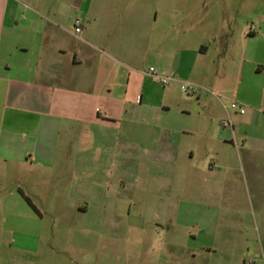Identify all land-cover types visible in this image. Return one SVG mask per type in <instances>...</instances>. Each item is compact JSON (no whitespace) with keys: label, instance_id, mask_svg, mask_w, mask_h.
Returning <instances> with one entry per match:
<instances>
[{"label":"crops","instance_id":"obj_1","mask_svg":"<svg viewBox=\"0 0 264 264\" xmlns=\"http://www.w3.org/2000/svg\"><path fill=\"white\" fill-rule=\"evenodd\" d=\"M257 17L252 33L210 0H0V224L21 261L10 264H31L43 236L36 226L54 216L33 201V178L45 181L65 157L81 160L96 136H118L111 129L128 140L148 135L133 129L154 106L152 67L176 74L161 101L182 82L199 86L204 100L203 118L182 133L203 138L206 162L197 170L217 210L200 222L202 241L191 234V255L206 264H264V14ZM234 101L244 113L231 112ZM228 118L233 129L222 126ZM164 135L159 129L166 142Z\"/></svg>","mask_w":264,"mask_h":264},{"label":"rangeland","instance_id":"obj_2","mask_svg":"<svg viewBox=\"0 0 264 264\" xmlns=\"http://www.w3.org/2000/svg\"><path fill=\"white\" fill-rule=\"evenodd\" d=\"M210 3L216 11L239 15L245 26L255 24L257 30V15L264 14V0ZM152 79L156 86L154 106L145 112L148 122L133 129L148 135L128 140L119 135L120 127L111 129L118 136L102 142L96 136V142L81 149V160L65 157L45 181L38 175L32 179L39 194L33 201L54 216L47 215L36 226L43 236L29 258L31 264H206L199 261L203 257L191 255L189 241L191 234L205 238L201 223L217 210L206 203L207 176L197 170L204 169L205 143L197 133H182L189 128L193 132L203 118L204 100L198 98L200 89H177L161 101L163 89L173 82L164 86ZM185 106L191 113L183 112ZM159 129H164L166 142L159 138ZM190 149H195L194 157ZM193 185L199 192L190 188ZM75 204L88 206V212L79 215ZM4 227L0 224L6 234L2 263H21L12 233Z\"/></svg>","mask_w":264,"mask_h":264},{"label":"built area","instance_id":"obj_3","mask_svg":"<svg viewBox=\"0 0 264 264\" xmlns=\"http://www.w3.org/2000/svg\"><path fill=\"white\" fill-rule=\"evenodd\" d=\"M257 30V26L255 24H252L250 26V31L252 33L256 32ZM77 33L81 32V28L80 26L77 27L76 29ZM147 74L152 75L153 77H155L162 85L166 86V85H170L173 81L176 80V74L173 72H159L157 69L155 68H150L147 71ZM180 89L185 92V93H196L197 90L201 89L199 86L189 83V82H182L180 85ZM215 94V93H212ZM230 109L240 112V113H244L245 112V108L239 103V102H232L230 104ZM222 126L224 127H229L231 129H233V121L231 118H228L226 120H224L222 122Z\"/></svg>","mask_w":264,"mask_h":264},{"label":"trees","instance_id":"obj_4","mask_svg":"<svg viewBox=\"0 0 264 264\" xmlns=\"http://www.w3.org/2000/svg\"><path fill=\"white\" fill-rule=\"evenodd\" d=\"M26 199L30 203V205H32L36 209V207H35L34 203L32 202V200L30 198H28V197Z\"/></svg>","mask_w":264,"mask_h":264}]
</instances>
